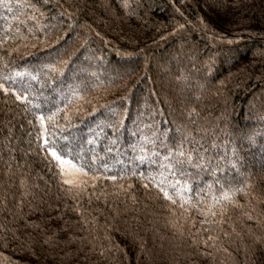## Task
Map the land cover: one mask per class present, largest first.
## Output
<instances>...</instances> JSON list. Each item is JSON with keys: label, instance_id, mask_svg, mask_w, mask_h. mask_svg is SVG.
Segmentation results:
<instances>
[{"label": "trees", "instance_id": "trees-1", "mask_svg": "<svg viewBox=\"0 0 264 264\" xmlns=\"http://www.w3.org/2000/svg\"><path fill=\"white\" fill-rule=\"evenodd\" d=\"M30 2L45 13L41 25L57 27L34 28L35 39H9L0 46V77L13 70L26 73L14 78L15 87L22 97L27 89L31 101L0 89V264H264V0ZM29 14L31 9H24L20 15L17 0H0V41L17 26L26 33L14 17L24 20ZM26 25L34 26L32 21ZM69 56L63 75L50 79L42 71L43 65ZM181 74L189 79H178ZM69 84L80 85L84 100L69 105L76 128L69 129L63 114L58 116L64 134L86 141L89 128L124 121L115 133L120 163L109 158V171L99 167V179L88 185L89 192L107 197L92 196L89 203L85 195L81 201L87 223L71 210L75 202L61 189L59 169L38 139L36 116L63 108L58 93ZM77 106L84 111L75 112ZM150 112L173 136L183 125L204 148L226 158L218 175L231 179L228 187L242 189L236 193L242 208L226 204L223 219L208 217L218 223L204 225L199 221L205 217L193 210L194 228L190 232L186 225L181 236L168 223L174 218L170 202L156 188L146 190L139 175L107 179L123 168L131 173L128 146L138 139L141 124L151 123ZM45 127L60 136L47 119ZM104 133L111 137L113 130L104 128ZM250 134L254 143L247 139ZM101 140L96 146L102 151L107 140ZM234 152L235 169L229 163ZM83 162L88 170L90 152ZM148 170L139 166L145 174ZM121 184L132 187L124 192ZM209 227L216 239L201 243Z\"/></svg>", "mask_w": 264, "mask_h": 264}, {"label": "snow or ice", "instance_id": "snow-or-ice-1", "mask_svg": "<svg viewBox=\"0 0 264 264\" xmlns=\"http://www.w3.org/2000/svg\"><path fill=\"white\" fill-rule=\"evenodd\" d=\"M48 3H50V0H43L44 5ZM17 4L20 8V15H24V9H31V14L25 16L24 20H21L19 16L14 17V19L19 21V25H24L27 28V31L25 33L21 30L20 26H17L12 36L7 34L4 36L3 40L0 41V46L3 45L4 41L9 39L19 38L21 41L35 39L32 35L34 28L39 29L43 27L50 32L57 27L56 24L41 25V20L44 18L45 13L36 4L31 3L30 0H17ZM124 7H128L127 3H125ZM12 10L11 7L8 8L9 12ZM26 21H32L34 26H27ZM178 27L183 28L184 26L178 25ZM228 42L231 43V41ZM56 43H59V41H56ZM32 46L35 47V44ZM9 54H11V51H9ZM2 59L0 57V60ZM71 59L72 56H69L66 60H59L58 63L43 65L42 71L49 75L50 79H54L52 74L63 75ZM80 71L83 73L87 70L81 68ZM25 74L24 72L13 70L11 75L0 77V89L6 93L11 91L17 100L24 99L27 103H31L28 99V90L24 89V96L22 97L17 93L15 87L16 81L14 78L23 77ZM28 75L31 76L32 80H37L35 75H31V73H28ZM90 75L95 76L96 73L92 72ZM178 79L187 81L189 77L181 74ZM5 81H12L11 86H6ZM199 86L203 87L202 84ZM52 87L55 89L56 84L53 83ZM58 94L61 97L60 103L64 107H56L47 117L43 114L36 116V119L40 122L38 139H42L40 147L47 149L48 156L55 161L59 169L61 189L75 202L71 210L80 215L82 222L87 223L83 215L87 209L83 208L81 201L85 195L89 196V203H91L92 196H95L97 199L100 198V195L105 196V198L107 197V193L97 195L94 191L89 192L88 185L90 182L99 179L101 175L99 167H103L105 172L109 171L107 163L109 158L113 159L116 164L120 163L118 157L122 155L120 151L121 145L119 137L115 133L120 130V126L123 125L124 121L118 120L116 123L106 121L102 124H97L95 128H89L88 139L86 141L79 136L64 134L65 125L57 123L58 116L62 113L64 121L67 122L66 126L69 129L76 128V125L71 123V114L68 109L69 105H72L75 101L84 100V96L81 94L80 85L73 86L72 84L67 86V90L61 88ZM65 101L67 102L65 103ZM74 111L79 113L83 112L84 109L77 106ZM92 112H96L95 107H93ZM148 115L152 117L151 123H142L141 127L137 129L139 133L138 139L135 143L128 146L133 153V156L130 158V162L133 164L131 173H129L127 168H123L119 170V176L108 175V180L123 181L129 175H139L140 179L145 181L143 187L146 190L150 187L156 188L158 193L162 194L163 198L170 202L172 207H170L169 211L174 218L169 220L168 223L181 236L184 234L186 225L190 232L194 228L193 217L189 215L193 210L199 216L205 217V219L199 221L201 225H204L218 223L215 219H207L208 217L219 215L223 219L227 212L226 204H231L233 207H243V205L236 202V193L241 192L242 189L234 186L228 187V185L232 184L231 179L226 174L223 176L218 175V173L224 172L221 164L226 159L225 157L211 153L209 149L204 148L199 140H195L192 132L187 131L183 125L176 126L175 131L177 135L173 136L169 128L162 127L155 120L151 112ZM45 119H47L54 129L60 131L59 137L56 136L55 132H48V129L45 127ZM104 128H111L113 135L111 137L106 136ZM95 129H99V131ZM49 135L51 136V141L48 139ZM102 136L107 140V143L104 144L101 151L96 145L102 143ZM247 139L249 143H254L256 139L255 134L248 135ZM61 140L64 143H60ZM84 144L88 145V152L91 153V163L88 170H86L83 162L84 157L88 155V152L84 151ZM216 147L215 143L211 145V148ZM233 157L234 159L229 161V163L235 169L238 166L239 158L236 157L235 152L233 153ZM76 160H80L81 163H76ZM93 165H98V167H93ZM140 165L148 166L149 170L146 174L139 171ZM168 177H172V179H168ZM205 177H208V179H205ZM21 184H24L23 180ZM65 185L68 187L64 188ZM93 187H95L94 184ZM131 187V184H128L127 188L123 184L120 185L121 191L124 192H127ZM189 193L192 194L189 195ZM132 199L134 201L135 197H132ZM202 204L204 205L203 207H201ZM65 207L67 208L68 205L65 204ZM216 208H219V213L215 211ZM244 215L247 219H252L251 215L247 212ZM93 221H95V218H93ZM204 231L208 235L206 238H200L201 243L207 244L208 241L216 239L215 236L211 235V227L205 228ZM224 235H228V233H224ZM193 241H196L195 234H193Z\"/></svg>", "mask_w": 264, "mask_h": 264}]
</instances>
